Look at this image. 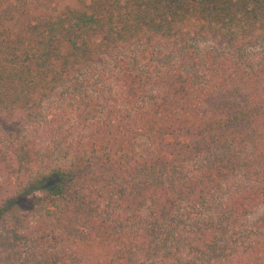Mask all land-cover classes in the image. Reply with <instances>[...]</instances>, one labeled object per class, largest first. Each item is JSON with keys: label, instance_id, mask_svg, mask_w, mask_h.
I'll list each match as a JSON object with an SVG mask.
<instances>
[{"label": "trees", "instance_id": "trees-1", "mask_svg": "<svg viewBox=\"0 0 264 264\" xmlns=\"http://www.w3.org/2000/svg\"><path fill=\"white\" fill-rule=\"evenodd\" d=\"M58 3L0 0V264H264V0Z\"/></svg>", "mask_w": 264, "mask_h": 264}, {"label": "rangeland", "instance_id": "rangeland-1", "mask_svg": "<svg viewBox=\"0 0 264 264\" xmlns=\"http://www.w3.org/2000/svg\"><path fill=\"white\" fill-rule=\"evenodd\" d=\"M74 2V0H59V7L61 6H63V5H67V4H72ZM146 143H144V148H147V144L145 145ZM93 161H94V164L95 165H99L100 164V162H101V158H100V156H95L94 158H93Z\"/></svg>", "mask_w": 264, "mask_h": 264}]
</instances>
